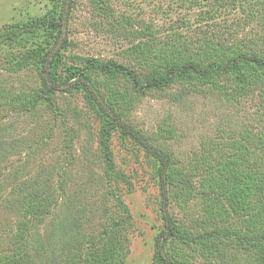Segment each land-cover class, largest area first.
Listing matches in <instances>:
<instances>
[{
  "label": "rangeland",
  "instance_id": "rangeland-1",
  "mask_svg": "<svg viewBox=\"0 0 264 264\" xmlns=\"http://www.w3.org/2000/svg\"><path fill=\"white\" fill-rule=\"evenodd\" d=\"M64 2L0 0V29L60 13ZM69 5L58 83L87 59L130 67L144 82L153 73L166 75L171 63L207 65L243 53L264 58V0ZM35 34L44 43L45 30ZM23 40L0 43V264H68L72 252L103 246L112 227L128 252L124 264H156L155 237L163 225L156 161L118 131L108 171L99 146L101 117L87 92L57 91L56 110L35 103L41 69L30 56L33 41ZM242 70L245 84L231 73L192 76L145 93L125 76L88 70L94 91L171 157L169 210L186 237L166 243L175 264H261L256 250L205 237L224 229L243 234L251 213L234 210L231 189L218 200L223 188L211 184L204 165L223 153L264 169V69L244 63ZM248 147L249 158L243 152ZM39 195L49 203L42 212L33 206Z\"/></svg>",
  "mask_w": 264,
  "mask_h": 264
},
{
  "label": "trees",
  "instance_id": "trees-1",
  "mask_svg": "<svg viewBox=\"0 0 264 264\" xmlns=\"http://www.w3.org/2000/svg\"><path fill=\"white\" fill-rule=\"evenodd\" d=\"M64 1V6L60 13L51 11L49 14L33 18L31 21L26 22V25L14 23L3 27V29H0V43L14 44V42H17V44L22 45L21 43L24 44L23 39H25V36L33 41L34 47L29 52L31 57L38 59L42 82L41 88L36 94L35 103L43 102L51 109L56 110L55 95L57 91L67 92L79 89L87 92L91 105L97 108L101 117L99 146L108 171H112L114 165L111 140L113 134L118 131L123 136L133 140L136 145L143 148L156 161L163 225L155 237L154 261L156 264H175L167 253L166 243L175 237L182 239L186 237L178 230L175 219L169 210L170 185L174 184L170 177L171 157L165 150L154 145L146 135L129 124L123 118V113L118 112L98 91H94V85L88 70L96 69L104 74L125 76L133 83L136 89L145 93L149 90L168 87L176 79L189 81L192 76L211 78L216 75L231 73L239 77L241 82L245 84L247 78L242 70V64L249 63L252 67L264 69V58L255 54L243 53L223 61L213 60L207 65L192 60L184 61L180 64L171 63L166 75L157 76L153 73L144 82L140 80L137 72L130 67L115 62L98 63L92 59H87L84 67H69L63 83H58L56 81L57 69L61 63L62 49L67 45L66 22L69 15V2L72 0ZM40 28L45 30L46 39L44 43L37 42L35 38L36 29ZM243 152L249 158L252 150L248 147ZM202 166L201 163L196 168L199 169ZM213 166H216L215 169H211ZM204 168L211 180V184H214L216 188H223L216 195L218 200H222L225 196L224 193L231 189L233 191L231 206L234 210L241 212L244 209L251 213L248 219L250 222L248 231L243 234L239 233V231L234 232L224 229L223 231H211L205 237H209L211 241L226 238L234 243L237 248H245L248 251L256 250L261 253V264H264V225H261L262 222L264 223V169L257 164V161L252 163L248 162L247 158L226 157L223 153L222 156L215 159L214 165L207 163ZM181 182L185 183L186 181L182 180ZM181 182L179 181L177 186H180ZM47 200L46 196L39 195L35 203H33L34 209L42 212L49 205V203H46ZM256 205L260 207L259 212H255ZM112 229H110V235L103 246L88 247L86 248L88 251L84 252L83 255L80 252H72L69 255L68 264H124L123 256L128 252L124 250L123 245L117 238L116 233L119 229ZM106 230H108V227ZM19 249L23 250L22 247H19ZM211 256L213 257V255Z\"/></svg>",
  "mask_w": 264,
  "mask_h": 264
}]
</instances>
